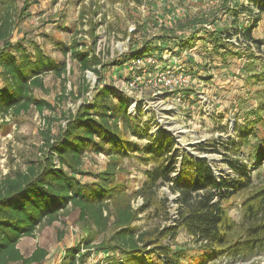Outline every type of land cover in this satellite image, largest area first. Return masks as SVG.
<instances>
[{
    "label": "trees",
    "instance_id": "trees-1",
    "mask_svg": "<svg viewBox=\"0 0 264 264\" xmlns=\"http://www.w3.org/2000/svg\"><path fill=\"white\" fill-rule=\"evenodd\" d=\"M37 1L23 0L24 7ZM247 1V5L242 2L234 8V15L245 13L251 18L242 36L247 46L253 42L259 49L264 38H254L252 31L264 13V0ZM13 8L9 0H0V119L18 116L30 108L38 112L53 110L51 103L33 96V90H46L44 75L52 73L61 78L66 73L65 61L54 59L35 45L27 50L22 38L11 40L15 25ZM226 11L225 15H229ZM83 15L82 10L79 20ZM199 21L195 17L184 22L191 38L197 32L192 27ZM92 33L91 29V36ZM173 35L166 37L175 39ZM187 37L175 39L173 48L186 47ZM95 39L92 36L91 44L81 48L79 40L72 38L67 46H60V51L63 56L69 54L82 73L89 70L99 75L97 67L105 64L100 63L95 52ZM155 49L138 48L130 56L136 60L146 55L160 58L163 48ZM255 71L248 79H264V67L259 73ZM88 91L92 92L91 97L83 98ZM77 92L67 93L74 101L83 99L62 114L64 124L58 132L50 131L51 120H47L40 156L0 178V264H41L47 249L36 246L24 255L18 242L34 236L39 228L58 221L71 210L77 211L83 236L64 248L59 264H206L222 260L232 263L264 252L263 92H259V101L250 112L253 117L233 126L236 138L228 140L231 158L226 162L232 175L226 173L217 178L208 163L196 160L192 154L183 152L177 161V155L171 152L172 138L165 133L157 137L148 134L152 118L143 120L141 112L130 113L127 96L114 86L102 84L91 88L83 78ZM3 125L0 122V129ZM130 137L145 142L140 144ZM211 145L212 142L204 141L195 147L205 152ZM87 154L104 155L107 158L104 169L83 171ZM130 156L150 166L144 170L140 186L128 193L116 174L123 159ZM80 175L93 178L82 181ZM162 185L175 196L171 200L173 214L169 199L158 196ZM240 193L245 197L240 203L241 220L236 222L229 215L226 202ZM136 197L142 203L133 208L131 200ZM148 209L158 224L134 226L139 213ZM180 231L190 239V244L175 243ZM94 253L103 255L89 263Z\"/></svg>",
    "mask_w": 264,
    "mask_h": 264
},
{
    "label": "rangeland",
    "instance_id": "rangeland-1",
    "mask_svg": "<svg viewBox=\"0 0 264 264\" xmlns=\"http://www.w3.org/2000/svg\"><path fill=\"white\" fill-rule=\"evenodd\" d=\"M9 2L14 6L11 12L15 19L11 40L22 38L27 50L35 45L54 59L65 61L66 73L61 78L52 73L44 75L46 90H33V96L51 103L53 110L38 112L30 108L18 116L7 115L0 119L5 124L0 129V178L17 168H24L27 161L40 156L42 132L46 130L48 119L51 120L50 131L58 132L64 124L62 114L70 108L74 109L83 98L91 97L92 92L88 91L83 98L74 101L73 96L67 94L72 92L76 95L83 78L91 88L108 84L125 94L130 113L138 115L141 112L143 120L152 118L148 134L157 137L165 133L172 138L174 146L171 152L177 155V161L181 153H189L196 160L208 163L214 170V178L226 173L232 175L226 162L231 158L228 140L236 138L233 126L253 117L250 112L259 101V92L264 93L263 78L248 79L249 75H253L252 71L256 69L255 72L259 73L264 67V44L259 49L253 42L247 46L242 30L251 18L245 13L234 15V8L242 2L247 5V0H141L140 3L134 0H38L27 8L23 0ZM205 2L209 4L206 9L203 7ZM249 6L253 7L251 3ZM82 10L83 19L79 20ZM183 10L197 15L201 13V17L192 27L197 31L192 38L188 35L190 31L186 23L182 21L184 24L180 22L178 26L173 23L172 28L178 29L176 36L173 35L175 39L179 37L178 40H182L188 36L186 47L179 50V46L173 48L175 39L166 37L171 34L160 32L158 25L168 24L166 11L172 17L180 18L186 14ZM225 10L229 11V15H225ZM182 24L184 26H180ZM91 29L92 36H96L95 52L100 63L105 64L104 67H97L99 75L89 70L82 73L69 54L63 56L60 51V46H67L72 38L79 40L81 48L84 44L89 46ZM252 36L264 38V13L253 28ZM146 46L156 48V51L162 47V54L160 58L146 55L143 60L139 59L143 62L140 64L130 53ZM251 68V71L247 70ZM167 70L169 74L185 73L186 82L167 84L162 79ZM133 78L135 83L130 85ZM224 126L225 131L222 130ZM130 138L140 144L145 142V139ZM204 141L212 142L205 152L195 147ZM106 161L102 154H87L82 170H103ZM176 165L179 166V162ZM149 166L132 156L124 158L116 179L131 193L143 182L144 170ZM92 178V175L81 176L82 181ZM255 180L259 181L258 178ZM158 196L169 199V210L173 214L171 200L175 196L166 185L159 187ZM244 197L245 194L240 193L226 202L229 215L236 222L241 220L240 203ZM141 203L140 197L131 200L133 208ZM158 222L148 209L139 213L133 224L145 228ZM82 236L77 211L71 210L58 221L39 228L34 236L21 238L17 246L24 255L36 246L43 247L48 254L41 264H59L64 248L76 243ZM175 243L190 244L191 241L180 231ZM102 255L94 253L88 262L92 263ZM206 264H264V252L246 261L229 263L222 260Z\"/></svg>",
    "mask_w": 264,
    "mask_h": 264
},
{
    "label": "crops",
    "instance_id": "crops-1",
    "mask_svg": "<svg viewBox=\"0 0 264 264\" xmlns=\"http://www.w3.org/2000/svg\"><path fill=\"white\" fill-rule=\"evenodd\" d=\"M208 3H206L205 2V5H203V7H204V9H206L207 7H208ZM168 9V8H167ZM183 11H185V10H183ZM167 12V14H165L166 15V18H168V20L170 21H168V24H159L158 25V27H159V29H160V32H162V33H164L163 31H166V30H170L171 29V32H168L169 34H176V32H178V31H176V30H178V29H176V30H174L173 28H172V25H173V23H177V26H178V24L180 23V22H185L186 21V19H192V18H195V17H198V18H200L201 17V13H199V15H197V13H194V12H192V11H185L186 12V14L185 15H183L182 17H180L179 18V16H175V17H172L171 16V13L170 12H168V11H166ZM166 18H165V20H166ZM173 19V20H172ZM174 21H176V22H174ZM182 22V23H183ZM166 23V22H165ZM181 24V23H180ZM171 25V26H170ZM188 31V30H187ZM175 48V47H174Z\"/></svg>",
    "mask_w": 264,
    "mask_h": 264
},
{
    "label": "built area",
    "instance_id": "built-area-1",
    "mask_svg": "<svg viewBox=\"0 0 264 264\" xmlns=\"http://www.w3.org/2000/svg\"><path fill=\"white\" fill-rule=\"evenodd\" d=\"M143 59H141V60H143ZM137 61L139 62L140 60H137ZM145 61H147V60H145ZM148 62H150V58H148ZM141 63H143V62L140 61V64ZM169 73H170V71L167 70V71H165V74H162V79L167 84H172V82H178V83L182 84V83H185L187 80L185 73H178V74H169ZM134 83H135V79L132 82L130 81V85H133Z\"/></svg>",
    "mask_w": 264,
    "mask_h": 264
}]
</instances>
